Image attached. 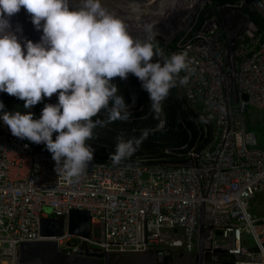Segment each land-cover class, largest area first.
Listing matches in <instances>:
<instances>
[{
	"label": "built area",
	"instance_id": "1",
	"mask_svg": "<svg viewBox=\"0 0 264 264\" xmlns=\"http://www.w3.org/2000/svg\"><path fill=\"white\" fill-rule=\"evenodd\" d=\"M139 1L149 9L170 1L177 9L155 18L144 13L137 22L147 15V23L155 25L163 56L171 42V54L187 52L190 71L180 76L189 80L178 90L211 122L210 143L200 153L195 146L187 150L184 163L191 161V167L93 157L69 183L54 171L52 154L13 136L0 120V264H18L19 243L43 239L66 254L98 249L111 257L136 254L149 264H264V36L247 13L254 9L264 17V0L215 7L213 0L116 1L114 12L129 34L143 40L116 9L135 8ZM205 7L212 13L200 23ZM20 13L10 18V31L20 43L40 42L42 27L37 30L31 16L22 21L21 14L19 20ZM117 79L128 91L129 110L138 108L141 82L132 74ZM71 209L89 212L87 238L68 232ZM42 217L62 218L63 233L41 236Z\"/></svg>",
	"mask_w": 264,
	"mask_h": 264
},
{
	"label": "clouds",
	"instance_id": "2",
	"mask_svg": "<svg viewBox=\"0 0 264 264\" xmlns=\"http://www.w3.org/2000/svg\"><path fill=\"white\" fill-rule=\"evenodd\" d=\"M21 8L43 32L40 42L26 41V53L10 31V18ZM142 30L145 38L134 39L101 0H79L76 10H70L69 0H0V92L23 100L25 108L58 93V104H45L39 119L31 113L4 112L0 120L13 136L45 144L55 161L54 171L69 183L93 160L94 150L86 144L94 138L93 129L132 115L117 94L114 78L126 80L129 74L138 78L156 119L170 89L188 83V76H180L190 71L187 52L164 57L154 43L155 25L145 23ZM102 112L106 120H93ZM147 134L145 130L139 139L117 137L109 159L119 164L129 158Z\"/></svg>",
	"mask_w": 264,
	"mask_h": 264
},
{
	"label": "trees",
	"instance_id": "3",
	"mask_svg": "<svg viewBox=\"0 0 264 264\" xmlns=\"http://www.w3.org/2000/svg\"><path fill=\"white\" fill-rule=\"evenodd\" d=\"M225 1L232 0H213V5L215 7ZM211 13L212 7H205L199 14L200 23L204 20L203 16L207 17ZM247 13L262 38L264 36V17L254 9H248ZM154 43L159 48L164 46L160 37H156ZM172 50H174V42L166 46L164 57H170ZM112 82L118 88L117 94L122 95L125 103L128 104L129 95L125 86L119 81L113 80ZM178 87L179 83H177L176 87L170 89L169 95L162 102L163 113L159 119L154 117L148 93L142 89L138 108L129 110L132 114L129 120H116L106 124V126L94 128V138L86 141V144L90 145L94 150L93 157L109 159L110 153L115 151L117 137L122 136L125 140L139 139L142 133L147 130V137L142 140L138 149L130 156L131 159L171 164L184 163L187 159V150L193 146L199 148L207 139L208 133L205 131L206 126L197 115L196 109L190 105L184 94L178 90ZM0 103L4 105V108L1 109L3 112L13 114L20 112L22 115L31 113L33 119L36 120L40 118L45 104H58V98L45 97L33 107L25 108L23 100L10 96L6 92H0ZM97 118L106 120L107 116L102 112L98 117H94L93 120ZM161 120L163 125L159 126ZM56 135L57 133H53V140H55ZM28 142L35 149L51 154L46 149L45 144Z\"/></svg>",
	"mask_w": 264,
	"mask_h": 264
},
{
	"label": "water",
	"instance_id": "4",
	"mask_svg": "<svg viewBox=\"0 0 264 264\" xmlns=\"http://www.w3.org/2000/svg\"><path fill=\"white\" fill-rule=\"evenodd\" d=\"M247 98L246 96L244 97ZM196 111V110H195ZM197 115L208 128V135L205 142L197 149L200 153L202 148L210 143L212 139V124L201 113ZM176 166L191 167L192 162L174 164ZM64 220L60 217H42L40 219V234L43 237H52L63 233ZM67 230L70 234L87 238L90 232V214L87 210L71 209L67 216ZM199 262L202 256V224H200L199 234ZM18 264H119L111 260L109 253H101L98 249L93 251H78V254L71 255L60 252L55 241L43 239L32 242H21L18 246ZM223 264H233L224 262Z\"/></svg>",
	"mask_w": 264,
	"mask_h": 264
},
{
	"label": "rangeland",
	"instance_id": "5",
	"mask_svg": "<svg viewBox=\"0 0 264 264\" xmlns=\"http://www.w3.org/2000/svg\"><path fill=\"white\" fill-rule=\"evenodd\" d=\"M116 1H118V0H101V4L110 13H113L114 15L117 16V14L114 12ZM168 2H166L167 3L166 4L165 1H164V2H162V4L160 6H157L155 8L161 9V7H164V6L170 8V6H168ZM126 6H128V5H126V4H122L121 5V7L125 8V9H128V7H126ZM133 6H135L136 8L129 9V11H122L121 13H123L125 17H128V23H129L128 26H132L135 29V30H131L132 34H139L140 36H144L145 34H144L143 30H142L141 22H144V24L148 22L145 19V17H147V15L143 17L142 21L139 20V22H137L138 18H139V13H142V15H143L145 13V11H151V10L149 9L148 2L140 4V1H139L138 3L134 4ZM78 7H79V0H69V8H70V10H76V9H78ZM159 9H157V10H159ZM157 10H153V11L156 13ZM136 11H138V13ZM182 11L178 12V14L181 13ZM161 13H159V14L164 16L165 14L169 13V11H167L165 14L163 12H161ZM142 15H141V17H142ZM148 15H150V13ZM151 15H153V14H151ZM132 17H135L133 22H131ZM22 21H23V19H22ZM23 29H24V26L22 25V31H23ZM25 43L26 42H21V44L23 46L22 48H24ZM24 49H26V48H24ZM114 79H117V78H114ZM117 80H120V79L118 78ZM248 239H249V242L252 243L251 236H249ZM111 260H115L119 264H149L148 261H146L145 259L141 258L139 255H136V254H121V255H118L116 257H114V256L111 257Z\"/></svg>",
	"mask_w": 264,
	"mask_h": 264
},
{
	"label": "bare ground",
	"instance_id": "6",
	"mask_svg": "<svg viewBox=\"0 0 264 264\" xmlns=\"http://www.w3.org/2000/svg\"><path fill=\"white\" fill-rule=\"evenodd\" d=\"M166 2H168V1H165V3ZM167 4V3H166ZM139 5V4H138ZM164 5V4H163ZM142 6V5H141ZM168 6H170V8L169 7H161V9H159V8H150V10L151 11H145V13H150V14H153V15H156L157 13L159 14V13H161V12H163L164 14L167 12V11H169V13L167 14V15H172V14H175V12H176V8H174L173 7V5H171L170 4V1L168 2ZM126 7H128V6H126ZM136 8V7H135ZM117 9H121L122 11H129V9H125V8H123V7H121L120 6V8H117ZM132 9H134V8H132ZM157 9H159V10H157ZM153 10H157V12L155 13ZM137 13H138V11H136ZM21 14H22V19L24 20V19H26V17L27 16H30V14L29 13H27V11L24 9V8H21V13H20V19L19 20H21ZM162 14V13H161ZM141 15H142V13H139V18H141ZM160 15V14H159ZM163 15V14H162ZM136 17V16H135ZM135 17H132V19H131V22H133L134 21V19H135ZM150 17H152V18H155V16H150ZM138 18V17H137ZM138 18V19H139ZM21 31H22V25H21ZM25 42V41H24ZM22 45V44H21ZM23 47V46H22ZM24 51H25V53H26V49H24Z\"/></svg>",
	"mask_w": 264,
	"mask_h": 264
}]
</instances>
